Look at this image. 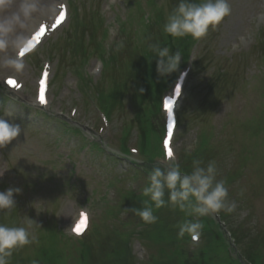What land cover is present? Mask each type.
Returning a JSON list of instances; mask_svg holds the SVG:
<instances>
[{"label": "rangeland", "instance_id": "1", "mask_svg": "<svg viewBox=\"0 0 264 264\" xmlns=\"http://www.w3.org/2000/svg\"><path fill=\"white\" fill-rule=\"evenodd\" d=\"M70 1L79 7L80 16L92 18V23L95 25L99 23V18L94 10L100 2L112 37L117 27L112 22L116 19L124 20L133 8L130 0H117L116 3H112V0L110 3L107 0ZM156 2L159 7L166 10V0H156ZM229 2L231 14L214 31L209 29V36L203 44V53L201 51L206 58L205 68L200 66L194 89L180 104L182 107L179 112L181 111L183 117H181V130L179 129L175 141L176 155L179 152L182 156L185 153L183 146L190 147L194 143L197 126L203 128V125L209 124L214 128L218 138L211 143L213 154H209L205 160L203 157L197 160L202 161V166L214 161L217 167V179L226 181L229 199L235 200L238 205L232 216L234 224L241 225L244 230L254 226L257 232L264 236V178L260 169L256 165L252 166L249 160L253 155L259 156L260 163L264 166L262 133L264 123L257 121L253 126L249 143L248 126L245 130L239 127L241 125L239 122H231L232 115L240 114L243 116L241 123L249 125L247 117L253 116V113L247 116V111L250 109L249 101L253 98L248 95L246 86L243 85L246 77L251 76L255 69L257 56L259 52L261 54V46L248 50L249 53L242 57L236 55L238 50L248 47L251 43L254 30L264 25V19L261 18L264 12L262 5L264 0H229ZM144 6L149 12L145 2ZM131 27L138 26L132 22ZM66 30L67 27L57 33L37 57L28 61L22 77L27 80L28 91L32 92L34 78L38 73V60L46 53L51 54L54 57L55 78L52 97L55 108L69 110L73 104H79L81 117L93 118L95 113L90 106L86 107L84 97L77 88L78 77L71 71V67L79 60L81 50L73 52L72 56L66 47L58 46ZM97 34L98 36L101 34L100 29L97 30ZM92 45L93 42L90 41V46L87 47L89 53L93 50ZM62 54L67 61L63 67L59 63ZM239 59L244 61L241 73L235 68L242 65L241 61H237ZM97 65V57H92L85 65L84 72L88 75L90 71L94 73ZM212 103L216 104L213 108L210 107ZM19 104L20 106L10 102L4 103L1 110V114L3 110L13 113L12 118L6 119L20 124L22 133L11 144L0 148V173H4L0 181L10 184L5 190L19 187L22 191L14 197L17 202L15 214L7 217L0 214V222L16 226L25 224L29 218L32 219L30 231L38 242L17 249L9 260L16 264H29L31 259L34 260L33 248L39 245L41 240L45 242L49 229L55 225L66 227L75 217L77 209L83 205H89L92 210H96L95 199L104 196L108 183L105 180L115 174H121L122 170L118 169L119 165L105 161V157L100 153L97 156L87 148L81 151L74 150L69 162L67 155L75 148L74 144L58 135L54 130L56 125L42 119L43 117L27 106L23 100ZM114 118V128L106 139L108 143L111 139L117 138L121 132L123 122L117 116ZM228 127H232L230 132L225 131ZM135 143L136 139L133 136L130 145L134 147ZM243 143L246 146H243ZM132 159L136 160L133 157ZM189 165V169L192 170V162H189ZM126 174V172L122 173L125 177ZM249 174H252V177ZM260 179L263 183L259 187ZM178 210L165 206L159 218L166 216L164 220L173 223L178 218L173 213ZM219 214L227 222V213ZM140 245L137 241L133 242V252L139 260L141 254L145 255L141 253Z\"/></svg>", "mask_w": 264, "mask_h": 264}, {"label": "clouds", "instance_id": "2", "mask_svg": "<svg viewBox=\"0 0 264 264\" xmlns=\"http://www.w3.org/2000/svg\"><path fill=\"white\" fill-rule=\"evenodd\" d=\"M61 10L59 0H0V76L5 78L4 82L9 75L20 76L24 73L26 63L23 57L33 49V36L39 30V25L53 23ZM231 11L229 0H179L166 14L162 32L173 40L191 37L199 41L208 34L209 29L214 31ZM149 48L156 58L159 75L166 76L179 69L181 50L172 52L159 42L151 44ZM12 117L13 113L8 110L0 114V148L11 144L22 133L20 124L6 119ZM163 164L164 167L156 166L148 170V182L142 191V195L148 199L142 202L143 206L125 209L126 213L131 212L144 223L153 224L158 219L154 210L165 206L178 208L186 219L177 226V238L182 239L187 234L196 241L204 228L200 218L236 211L237 202L229 199L226 181L217 179L214 161L202 166V161L193 159L191 172H185L174 162L173 153L169 155L166 152ZM3 175L0 173V177ZM21 191L19 187L0 191V214L4 217L12 214L17 208L14 197ZM31 228V218L25 224L16 226L0 222V264H9L14 251L38 242Z\"/></svg>", "mask_w": 264, "mask_h": 264}, {"label": "snow or ice", "instance_id": "3", "mask_svg": "<svg viewBox=\"0 0 264 264\" xmlns=\"http://www.w3.org/2000/svg\"><path fill=\"white\" fill-rule=\"evenodd\" d=\"M62 15H63V14H61V16H62ZM41 31H42V29H41ZM22 55H23V53H22ZM7 83H8L9 86H12V87H19V85L15 84V82L12 81V80H8ZM40 101H41V103H44V102H45V98H44V95H43V94L40 95ZM173 106H174V105L172 104V102L169 101V104H168V110L171 111V110L173 109ZM167 152H168L169 155L172 154V150H171V149H169ZM86 219H87L86 215H85V214H82V219H81L80 223H79V224L76 226V228L74 229V230L77 232V234H80V232H81V228H82V226L85 224Z\"/></svg>", "mask_w": 264, "mask_h": 264}]
</instances>
